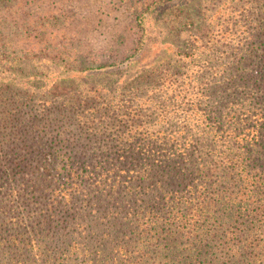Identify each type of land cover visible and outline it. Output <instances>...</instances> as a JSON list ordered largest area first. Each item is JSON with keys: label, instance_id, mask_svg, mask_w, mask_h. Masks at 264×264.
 <instances>
[{"label": "rangeland", "instance_id": "1", "mask_svg": "<svg viewBox=\"0 0 264 264\" xmlns=\"http://www.w3.org/2000/svg\"><path fill=\"white\" fill-rule=\"evenodd\" d=\"M0 23L7 26H0L6 42L0 44V120L8 111L21 116L18 126L29 133L20 153L36 160L52 150L60 155L48 180L39 181L44 199L29 180L25 190L20 180L12 184L38 204L68 190L83 214L65 226L72 246L45 250L43 264H264L263 227L252 230L253 219L230 211L224 219L199 220L171 212L176 202L187 212L190 188L169 192L166 206H158L157 187L135 176L143 162L130 166L138 163L140 142L119 140L127 128L122 120L133 117L155 131L164 124L165 108V128L182 130L186 115L201 134V150L255 154V147L220 137L228 126L223 110L261 95L247 84L236 97L240 84L232 78L256 73L252 59L244 58L260 53L264 0H0ZM188 41L194 47L186 49ZM183 84L188 96L176 98L173 91ZM182 101L189 111L180 109ZM197 122L211 126V136L196 130ZM214 134L219 141L209 139ZM112 216L118 222L131 217L133 227L118 235ZM3 222L1 215L0 240L20 234ZM99 250L110 259L101 263ZM9 259L0 253V264Z\"/></svg>", "mask_w": 264, "mask_h": 264}, {"label": "trees", "instance_id": "2", "mask_svg": "<svg viewBox=\"0 0 264 264\" xmlns=\"http://www.w3.org/2000/svg\"><path fill=\"white\" fill-rule=\"evenodd\" d=\"M0 26L7 27L1 23ZM3 43L6 42L0 39V44ZM263 43L264 41L259 50L260 53L255 56L254 53L250 57L244 58L245 62L252 59V63L256 65V73L242 72L232 78L240 84L239 91L232 93L236 97L245 94L247 84L261 92V95L252 97L253 101L248 103L241 101V98H239L233 101L231 106H227V110L221 109L225 111L224 115L227 119L225 122L228 126L220 139L231 143L234 140L239 144L255 147V154H249L247 151L241 150L236 152L214 151L206 148L201 150V134L195 135L192 122H188L189 118L186 115L182 116V122L184 123L182 130L179 128L172 129L171 126L165 128L170 122V110L165 108V113L162 116L164 124L155 131L145 124H138L133 117L122 120V124L127 128L125 135L121 136L119 140L129 146L134 140L140 142L139 153L136 157L138 163L132 162L130 166L137 167L143 162V170H138L135 176L138 180H148L153 183L154 187H157L158 206H166L169 192L190 188L192 192L191 200L184 201L188 204L187 212L182 210L179 202L172 205L171 212L173 211L176 214L182 212L184 216H193L196 220H199V218H207L212 215H218L219 219H224L230 215L228 212L230 211L233 212V217L253 219L252 230H259L262 227L264 230V203H261L264 200ZM189 45L194 47L193 42L188 41L185 46L186 49H190ZM2 55L7 56V53L4 52ZM190 76L191 74L187 73L186 78L192 79L193 77ZM173 93L176 98H186L189 90L187 85L183 84L178 92L174 90ZM222 95L221 98L224 99L230 97V95ZM188 104V101H182L180 109L184 112L189 111ZM136 115L137 112L134 116ZM21 122V116L17 114V111H8L0 120V136L2 137H0L2 141L0 146V181L5 179L10 181L9 185H0V188L3 187V189H0V216L2 215L7 220L3 224L5 223L6 226H10L12 230L20 233L10 235L6 240H0V253L10 258L7 264H28L30 261H32V264H43V258L46 255L43 253L45 250L52 249L55 251L66 244L72 246L71 234L65 232V226L70 225L69 222L76 219L78 214L79 218L83 214L80 209L77 213L78 209L75 208L72 193H69L68 190L60 189L58 192H52L49 202L43 200L38 204L33 197L25 200L24 194L20 193L17 185L12 184L20 180L19 185L25 190V180H29L33 183L32 185L36 188V191L40 192V198L44 199L41 189L43 184L39 181H44V176L46 181L48 180L52 174L54 159L60 157L57 150H52L48 155H42L37 160L36 155H33V159L32 154L28 156V154L20 153L18 151L19 146L27 140L29 133L26 128L18 126ZM205 122L206 118L204 117L202 123ZM202 123L197 122L195 129L211 136L213 133L212 127L210 126L206 130L201 127ZM188 126L189 130H187ZM209 139L219 141L217 140V134H214L211 138L209 137ZM53 148L54 146L51 147V149ZM117 160L123 164L126 162L124 154H118ZM29 163H32L33 166L30 167ZM261 169L263 171L260 173ZM4 190L10 192L9 197H6ZM115 190L117 189L111 192L115 193ZM108 197H110L109 201H105V203L111 202L114 197L113 193ZM119 198V195L115 197L117 202H119ZM90 201V198H85L86 204ZM15 203H17L16 206ZM21 207H23V210ZM86 208H88L87 205ZM176 208L180 209L177 211ZM17 209L19 211H16ZM11 213L12 215H10ZM16 213L20 216H17ZM112 219L111 225L118 235L121 230L133 227L131 225L132 219L129 216L126 217L124 222H118L117 216H112ZM1 228L3 227H0V235H3L1 233L3 229ZM73 247L79 250L78 247ZM90 247H84L88 256L90 255L88 252ZM21 253H24L23 259ZM47 257H49V254ZM97 259H101L102 263V260L106 261L110 258L99 250ZM56 264H61V262Z\"/></svg>", "mask_w": 264, "mask_h": 264}]
</instances>
